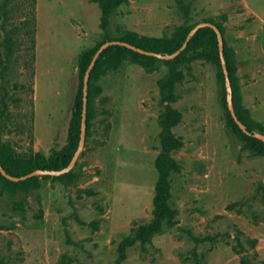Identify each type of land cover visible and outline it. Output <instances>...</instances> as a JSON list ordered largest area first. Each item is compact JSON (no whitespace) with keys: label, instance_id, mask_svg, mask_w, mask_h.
Here are the masks:
<instances>
[{"label":"rangeland","instance_id":"rangeland-1","mask_svg":"<svg viewBox=\"0 0 264 264\" xmlns=\"http://www.w3.org/2000/svg\"><path fill=\"white\" fill-rule=\"evenodd\" d=\"M113 3L103 34L91 0H0V144L14 156L66 147L83 51L133 34L180 44L150 61L108 50L89 73L73 165L15 187L0 174V264H264V143L233 125L205 35L175 53L194 27L213 24L232 104L264 135V0ZM24 19L27 35L17 31L7 47ZM163 130L177 143L176 168L169 212L151 232Z\"/></svg>","mask_w":264,"mask_h":264},{"label":"trees","instance_id":"trees-1","mask_svg":"<svg viewBox=\"0 0 264 264\" xmlns=\"http://www.w3.org/2000/svg\"><path fill=\"white\" fill-rule=\"evenodd\" d=\"M95 3H98L100 6V28L103 34H107V29L109 25V14L114 6V0H91ZM27 20L24 19L20 22V24L14 27L12 30L9 31L10 35L6 34L3 38V44H7L6 46L9 47L14 42V37H18L19 33L17 31H22L25 35H27L28 31L25 29L27 26ZM205 35L206 45L211 46L212 56L215 60H219V54L216 44V35L212 28L209 26L201 27L197 29L194 34L190 37L189 41L187 42V46L185 50L193 49L195 47V43H198L202 40V36ZM184 39V38H183ZM116 41L126 42L130 45L138 47L142 50L153 52L159 55L170 54L172 53L178 46H172L171 41L164 38H150V37H139L137 35H128L123 39H119ZM124 49L127 52L134 54V57L137 59H145L147 61L154 60L153 56H148L145 54H140L134 50L126 48L121 45H111L102 50L98 57L96 58L94 65L90 70V74L96 67L99 59L106 54L108 50H119ZM97 47L89 50L83 51L78 57V63L82 68V74L84 75V71L87 68L88 64L90 63L94 53L96 52ZM184 50V51H185ZM225 59V57H224ZM226 68L229 73V78L231 79V68L229 63L225 59ZM89 74V75H90ZM90 89V82L87 83V96H86V112H85V121L87 119L88 109H87V99L89 95ZM159 92L161 99L163 101H170L172 99L171 96V84L169 81H161L159 86ZM234 112L238 120H240L245 128L248 131H252L251 128L245 123L244 120L237 114L235 104L233 103ZM81 112H82V80L79 86L78 96L75 100L73 115L71 124L69 127V134H68V143L65 148L59 151H52L49 157H44L41 154H34V155H22V156H14L12 151L8 149L6 146L0 144V166L4 169V171L12 176L19 177L25 174L30 173L35 169H42V170H52V171H59L60 169L65 168L72 155H74V151L76 150L79 134H80V123H81ZM233 125L242 132L238 126L235 124L233 119L231 118ZM258 129L263 131L264 127L260 124H257ZM243 133V132H242ZM244 134V133H243ZM246 138L252 141L260 142L257 138L253 137L252 135L244 134ZM177 143L174 140L173 136L168 130H163L161 133V146L159 153L157 154L154 160V167L157 171V181L154 187V195L152 198V206H153V214L154 219L148 226V229L153 232L156 231L159 226L160 222L164 220L169 212V206L167 204L168 199V177L171 171L176 168V164L174 159L171 156V152L176 148ZM3 177V176H2ZM6 181L7 185L15 187L19 185H30L34 182H37L38 176L28 177L24 180H20L17 182L10 181L3 177Z\"/></svg>","mask_w":264,"mask_h":264},{"label":"water","instance_id":"water-1","mask_svg":"<svg viewBox=\"0 0 264 264\" xmlns=\"http://www.w3.org/2000/svg\"><path fill=\"white\" fill-rule=\"evenodd\" d=\"M203 26L202 24L197 25L196 27H194L191 32L189 33V35L186 37V39L184 40V42L182 43V45L175 51V53L180 52L186 45V43L188 42L190 36L199 28ZM204 26H209L210 28H212L215 32V34L217 35V39H218V54H219V60L221 62V69H222V73H223V77L226 83V92L228 94V100H227V104H228V110L229 113L231 115V118L233 119V121L235 122V124L238 126V128L246 135H252L253 137L259 139L260 141H262L264 143V135H261L259 133H255L252 131H248L244 124L237 119L236 114L234 112V108H233V104H232V100H231V88H230V83H229V78H228V73L226 70V66H225V62H224V58H223V53H222V49H221V45H220V38H219V32L217 30V28L213 25V24H206ZM109 45H121L124 46L126 48H129L131 50H134L140 54H145L148 56H155V57H159V54L153 53V52H149V51H145L142 50L138 47H135L133 45H130L126 42H122V41H108L105 42L102 46H100L96 52L94 53L90 63L88 64L87 68L84 71V75H83V79H82V112H81V123H80V134H79V142H78V148L75 151L73 157L71 158L70 162L68 163L66 169L70 168L76 158L77 152L80 149V146L82 144V140H83V133H84V126H85V112H86V96H87V83H88V77H89V73L90 70L92 68V66L94 65V62L96 60V58L98 57L99 53L106 48ZM60 171H56L55 173H59ZM48 173L47 170H42V169H35L33 171H31L28 174L19 176V177H15L12 175L7 174L4 169L0 166V174L5 177L6 179L10 180V181H20V180H24L28 177H32V176H39L42 174Z\"/></svg>","mask_w":264,"mask_h":264}]
</instances>
